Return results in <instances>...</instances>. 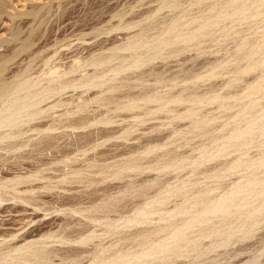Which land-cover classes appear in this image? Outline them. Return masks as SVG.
<instances>
[{"label": "bare ground", "instance_id": "1", "mask_svg": "<svg viewBox=\"0 0 264 264\" xmlns=\"http://www.w3.org/2000/svg\"><path fill=\"white\" fill-rule=\"evenodd\" d=\"M197 1L200 2L202 0H197ZM209 1L211 2L214 0H209ZM161 2H162L160 7L161 10L169 7L172 8L173 10L177 8L180 9L179 6L181 1L178 2V0H162ZM220 3L219 4L217 3V5L216 4L214 5L213 3L212 7H208L209 8V10L207 9L208 12H206L207 10L205 11L204 9L203 11H205V14H201V16L199 15V17L195 16L196 18L191 20L189 19L187 21H185L184 19L186 18V16H189L191 14L187 13L188 11L187 12L184 11L188 15L182 12L183 14L180 17L176 16L178 18H174L175 20L169 23V25L167 24L168 27L165 28L163 32H161L156 36L154 35L150 36L147 32L148 30L144 28L140 32L135 33L133 36L129 37L126 43L113 46L112 48L108 49L109 50L108 54H93L91 55V57L85 60H81V57L80 59L76 58L74 62L69 66H63V65L61 66L60 64L56 65L57 63L55 65H50L51 59L53 57H48V58L43 57L42 58L43 67L40 71L36 73V75L32 73L33 68L31 66L32 64L31 61L26 65H23L26 59L25 60L23 59L24 60L23 62L17 61L14 63L15 59L19 57V55L22 52L27 51L30 48L29 44H24L22 47L14 49L10 52L7 51L8 53L5 52L3 53L1 51L2 53H0V145L8 142L9 143L8 145L10 146L11 149H15V148L19 149L30 146V142H32L33 137L28 136V133L35 132L38 135H41V137L38 138L37 141L33 144L35 147L36 146L40 147L44 139H47L48 144L50 146H53L52 141L56 138L55 135L53 134L60 129L61 125L62 127L64 125L62 124V121H64L62 117L63 116L73 117L71 119L75 120L74 118L77 114L89 110L88 108L91 103L94 104L96 103L100 107H104L106 111L102 113L101 114L102 116L100 117L99 115L98 117H96L97 115L95 116V118L93 117V120L98 119L95 122L90 120L92 118L86 119L85 116L78 118L79 120H82L81 124L79 123V120L78 122L77 120H75V122H77L78 124L74 123V121L72 120L71 121L73 122L72 124L71 122L70 124L67 123L68 128L70 127L73 130H75L76 128H80L81 126L82 127L86 126V124L90 125L91 123H95V124L101 123L105 125L112 124L113 120L116 121L115 120L116 117L121 116V114H119L120 111L133 113L132 116L135 119L136 118L140 119L142 116L143 118L144 117L146 118V116H148L149 118H146L144 120H149L151 116L154 115L156 116L157 114L164 113L167 114V116L163 115L164 118L166 116V119L168 120L171 119L170 121L175 120L173 118H177L176 120L190 119V121L191 120L193 121L200 114L199 112L200 105L202 107L203 105H205L204 103L222 100L226 97L225 94H224L225 97L222 96L223 94L220 95L219 93H214L209 96L210 92L207 95L206 91L203 92L202 90L201 91L203 92V94L201 92H199V94L196 93L195 89H198L197 87L193 90L195 92L191 91L192 89L189 91V88L180 89L178 87L177 88L175 87L180 83L182 84L183 82L188 83L190 80L193 81L195 80L194 82H196L197 80V82H199V80L201 79L203 80V78L206 76H210V78L218 77V75L220 74L217 71L219 64L216 62L218 65L214 66L213 63H211L213 67L211 66L212 68L207 74H205L206 76L205 75L203 76L201 73L185 74L184 73L185 71L184 72L181 71L185 75H183L182 73L180 74L179 72H178L179 74L178 73L173 74L174 73L173 72L171 73V75L167 76L166 74L168 71L166 72V74L159 73V70H156L153 67L151 68V65H153L154 62L157 61L158 59L166 61L168 58H172V57L176 58L178 56L180 57V55H182L186 51H189L191 48H195V47L200 48L201 47L200 45L202 44L204 38L206 37L208 38V36L210 37L212 35L215 36L214 30L220 26L222 20L228 19L230 21L231 20L235 21V18L236 19L240 18L243 21L248 19L254 20L255 18L261 16L264 17V0H224V3H221V5ZM23 8L24 7H22L21 9ZM169 21L170 20L166 21V23H168ZM118 29L119 28H117V30ZM218 30L216 32H218ZM1 43L2 41H0V44ZM118 51L127 52L128 55L122 56V60L119 65L112 67L108 66L113 59L119 57L117 55ZM259 51L256 48H252L250 52L248 51L249 52L248 54L244 55L245 57H247L248 61L246 67L243 68L240 67L242 69L239 68L240 70L238 71L240 73H249L250 71L254 70L257 66L264 64V57L262 58L256 57V56H260ZM31 57H33L32 59L33 61L36 57H38V54L36 52L31 53L29 54V56H27V59H30ZM9 63L16 64L15 67L18 66V69L15 68L17 69L16 71L10 72L9 71L10 66H8ZM88 67H95L96 69L92 73L89 72L84 75H80L78 77L75 75L81 71H85ZM146 67H148V69L144 70L146 69ZM187 70L189 71V69ZM125 73L126 75H124ZM9 74L11 75L8 76ZM150 77L153 78V82H154L153 84L155 85L150 84L151 87L150 86L148 87L146 85H149L148 82L151 81L149 79H152ZM263 83H264V77L258 80V82L248 86L249 92L247 97H249L250 103L246 105V107L242 110V112H240V114H238L239 116L241 115V113H244V115H246L248 119V120L246 119L247 120V123L245 124L246 126L245 125L239 126L237 123L238 126L235 127L233 125L234 127H232V129L227 133V135L225 134V136L222 137L218 136L216 138L212 137L213 139L211 141L212 144L211 146L213 147L212 149H210L211 146L209 147L205 145L206 147L203 146L199 150L198 156L196 154H195L196 156L193 155L185 156V153L183 154V152L180 154V153H172L173 151L170 152L171 149L170 151H168V149H166V147L168 146L166 143H164V145H161L160 143V145L152 146L153 140L151 139L153 138L150 137L151 139L143 143V146H140V148L136 145L139 148L138 152H140V155L143 154V156H139L142 157L141 160L140 159L137 160L138 158L136 159L137 161L136 160L132 161L129 159V161L117 162L113 164L99 166L95 170H91L92 171L91 173H93L96 176L97 174L109 175L110 173L111 176L106 177L105 179L104 177L103 178L101 177V179L95 178L94 175L92 176L94 178H89V177L84 178L83 173L80 170H76L73 172L75 176L74 177L72 176L73 178H71L69 182L72 184L73 182L74 183L86 182L91 184L94 183L99 184V183H103L105 180H107V178L110 177H113L114 179L122 178V175L126 173V171L127 172L133 171L136 172L138 175L145 173L147 171L165 173V171L168 170L174 171L177 169H183L187 165L192 166V164L195 168L197 167L198 169H201L199 167H201L203 164L205 165V163L207 162H210L214 159H217L225 155H229L230 153L234 154L233 152H230L232 151L230 149H233L234 152L237 151L236 153H239L241 151L240 149H243V147L245 148L248 145L250 146L251 142L254 143L256 141V139L258 138V137L254 138V134L256 131H258V133L260 131L261 132L260 134L264 135V129H263L264 106L262 107L261 104V108L259 107V109H256L258 102H256V100L252 98V96L258 95L260 93L263 95L264 98ZM180 85L179 87H181ZM77 89H83L82 91L83 95L85 93H89L93 89H97L98 92L93 94V96L91 95L89 97L88 96L84 97L85 95L84 96L82 95L79 97V100L72 99L73 96L69 99H65V100L62 99V96L65 93H67V91L69 90L76 91ZM174 89H176V92L174 91ZM177 89L179 90L177 91ZM212 92L213 90L211 91V93ZM229 98H233V96L226 97L225 99H229ZM49 100H54V102L49 106L48 109H45L44 106L42 105L48 102ZM214 103H210V104H214ZM219 105L222 106V103L221 104L219 103ZM259 105L260 104H258V106ZM63 106H71V108L67 109L65 113L59 114L57 117H54L55 115L53 113L49 114L50 110ZM221 106L219 107L221 108ZM136 110L137 111L144 110V111L142 113H140L141 111L137 113ZM110 112L113 113L114 115L113 114H112L113 116H111V114L109 115L108 113ZM160 115L158 116L160 117ZM201 115L202 113L200 114V117ZM155 116L153 117V119L155 118ZM46 117L49 118L51 117L52 122L46 125L44 128H42L43 126L40 124L31 125L32 122ZM213 118L211 117L209 119H212V121H214ZM195 120L196 121H194L193 123L194 125H196L195 127L198 129L197 131L198 134L199 135L202 134L201 136H205L207 134L212 133L216 127L213 126L214 124H212V122L210 123L209 121H204V120L200 121L198 119ZM236 121L237 120H235L234 123ZM228 124L231 125L230 122H228ZM228 124H227V128H229ZM256 135L258 136L259 134ZM104 136L102 137L104 138ZM124 138L127 139L126 136H124ZM252 138H254L255 141L254 140L252 141L251 140ZM11 139H17V140L14 142H10ZM155 139L158 138L155 137ZM258 148L260 149V145ZM160 149H166L167 151L165 150L162 153L158 152L157 154L156 151L158 150L160 151ZM86 150L87 149H85V151ZM238 150L240 151L238 152ZM154 153H155L154 157L150 158ZM239 154L242 155L241 153ZM90 162H92L90 164L91 169H94L96 167V165L93 163L94 161L91 160ZM220 163L218 162V165ZM218 165H215L217 166L216 167L217 171H213V168L211 169L208 167H207L208 169L204 168L205 169L204 172L201 171L202 169L200 170L201 172L197 171L200 174L203 172L202 173L204 174L203 180H201V178L196 179L197 177L194 176L196 180L195 179L193 180L192 178L191 179L177 178L178 180L176 182L169 183V181L162 182V180L160 179L161 177H158L152 182L141 183V185H138L137 187L135 185H130V184H125L120 186L118 193H122L121 194L122 196H112L110 194L108 195L109 191L104 189L103 195H105V197L101 196L97 199L100 200V202H93L92 199V201H90L89 204L90 206L84 209L82 208L80 210L79 209L73 210L75 212L78 211L81 213L94 212L95 214H78V215H80V217L82 216L90 220L93 223L98 222L100 226L104 225L105 226L104 229H101L102 231L101 237L97 236L98 234L96 235L97 230L91 231L90 227H89L90 229L69 230L68 228L69 226H71L72 223L69 221L67 222L66 220L67 223L65 224L64 222L63 226H60L57 231H53V229L52 230L48 229L49 231L47 232L44 233L41 232L42 234H40L39 237L42 240H35V241L25 240L26 242L21 245H18L20 244L18 242V244L16 243L17 245L7 244L5 248L0 247V264H62L69 259H73L77 262L86 260L87 264H151L152 262H155V260L157 259H160V261L161 260L164 261L166 259H169L172 255L176 256L179 253H182L183 255H188L191 253L198 252L201 246L204 245V240L210 239L212 237H213L212 239H214V237L215 238L217 237L219 241H224V240H220V238L221 237L224 238L225 235H231L233 232L236 233L235 229L236 231L241 232V234L243 235V236L241 235L242 236L241 238L249 237L251 233L254 232L255 226H257L259 222L258 217L260 216V214L262 215L264 214V170L259 171L262 170V168H264V152H261V155L255 159L250 158V156L249 158L247 156L245 158L243 156L240 157L237 156L236 158L235 156V159L221 165L222 167ZM219 167L221 168L217 169ZM241 167L245 168L246 173L241 177L242 180H240L239 182L233 184L231 183L228 186H226L224 189L219 186L220 184L214 185L212 187L203 188L204 186H202V184L206 183L208 179L220 178L219 174L222 171H233L236 169H240ZM189 169L191 170V168ZM26 170L30 172L31 169L30 170L26 169ZM1 171L3 172L2 169ZM12 174L13 173H11V175L9 176L11 177ZM3 176L7 177L6 174H4ZM25 183H28L27 179H21V178L8 179L4 182H1L0 205L10 200H16V199H19L24 203H31L32 201H30L29 198L19 195L20 193L26 192L28 190L26 187H25L26 188L25 191H23L24 188L23 190H21L22 188L21 189L18 188L19 185ZM155 187L158 188L154 190L152 193H150L149 191ZM6 189L10 191L7 192L3 191ZM30 189L32 190V188ZM219 189H223L224 193L221 194L217 192ZM173 197L180 198V202L179 201L176 202L175 206L172 209H167L165 206H167V204L170 201H172L171 199ZM127 198H131L132 200H134V198L140 199L139 201H134L132 203L134 214H120L119 212L120 210L118 209V207H121L120 203L122 201L123 202L126 201ZM124 205L126 207L127 202H125ZM8 207L11 208V206ZM6 213H4V215ZM17 213L19 215V211ZM111 213H116V214H111ZM262 217H264V215ZM36 218L37 217H35L34 220ZM18 221L16 223H18ZM26 221H28V219ZM14 222L15 221L13 220L12 224ZM21 222L22 221L20 220L19 224ZM5 225L7 226L6 223H1L0 221V227H4ZM15 225L17 224H14V226ZM16 227L18 226H15L14 229H17ZM4 228H9V227H4ZM3 232L0 233V237L6 238L9 236L7 235L9 234L8 230L5 231V233ZM10 235H13L12 231ZM13 236L14 238L17 237V235H13ZM24 236L25 235H21V237L25 238L26 236L25 237ZM37 236L38 235H36L35 237L38 238ZM104 236H113L115 239H112L107 244H104L102 240V237ZM28 237H31V235L29 234ZM97 238L100 239L98 240L100 242L95 243L96 246L93 248L84 247L80 249L74 247L69 249H64V248L62 249L57 247H50V245L53 244L67 245L71 243L90 245V243L94 242V240ZM228 238L229 240L226 239L227 240L225 243L226 246L230 241H233L230 239V237ZM179 257L181 256L179 255Z\"/></svg>", "mask_w": 264, "mask_h": 264}, {"label": "rangeland", "instance_id": "2", "mask_svg": "<svg viewBox=\"0 0 264 264\" xmlns=\"http://www.w3.org/2000/svg\"><path fill=\"white\" fill-rule=\"evenodd\" d=\"M161 1L162 0H13V1L0 0V41H2V43L0 44V53L2 52L8 53L14 49L22 47L24 44H29L30 48L27 51L22 52L19 55V57L15 59L14 63L17 61L23 62L26 59L23 63V65H26L31 61L32 63L31 66L33 68L32 73L36 75V73L40 71L43 67L42 66L43 57L44 58L53 57L51 59L50 65H55L57 63L56 65L60 64L61 66L62 65L69 66L74 62L76 58L80 59L81 57V60H85L91 57V55L93 54H108L109 51L108 49L112 48L113 46L126 43L129 37L133 36L135 33L140 32L144 28L148 30L147 32L150 36L151 35L156 36L161 32H163L165 28L168 27L169 23L175 20L174 18H178L176 16L180 17L183 13L184 14L190 13L191 15L186 16L184 20L185 21L189 19L191 20L196 17H199V15L201 16V14H205V11L207 9L209 10L208 7H212L213 3L214 5L215 4L217 5V3L219 4L221 1H222L221 3H224V0H216V1L214 0L211 1L212 3L209 0H204L207 2H204L203 0H202L203 2L202 1L199 2L197 0H183V1L178 0V2L181 1L179 6L180 9L177 8L173 10L172 8L169 7L161 10L160 8L162 3ZM22 7L24 8L21 9ZM27 7L30 8L28 9ZM7 8H9L10 10ZM204 9L205 11H203ZM208 10L206 12H208ZM184 11L186 12L188 11V12L185 13ZM168 20L170 21L166 23V21ZM263 20L264 17L262 16L257 17L254 20L248 19L242 21V19L240 18L237 19L235 18V21L234 20L230 21L228 19L222 20L221 22L222 25L220 24V26L214 30L215 36L212 35L210 36L211 38L208 36V38L206 37L203 39V42L200 45L201 47L200 48L198 47L200 50L197 47L195 48H197L198 50L195 48H191L192 49V50L190 49L191 51L190 50L186 51L185 53L180 55V57L178 56L176 58L174 57L168 58L166 61L158 59L157 61L154 62L153 65H151V68L153 67L154 69L159 70V73L166 74V72L168 71L166 74L167 76L171 75V73L173 72H174L173 74H177L178 72L180 74L181 73L183 74L184 71L185 74L201 73L204 76L213 67L211 63H213L214 66L219 64L217 71L220 74L218 75V77L210 78V76L205 75L207 78L204 77L203 80L201 79L202 81L199 80V82H197L196 80L197 84L196 82H194L195 80L194 81L190 80L189 81L190 83L183 82L182 84L180 83L181 85L179 84L181 87H179V85L175 87V88L178 87L180 89L189 88V91L191 89H192L191 91H193L197 87L198 89H195L196 93L199 94V92H201L203 94V92L206 91L207 95L210 92L209 96L214 93H219L220 95L223 94L222 95L223 97L233 96V98L225 99L226 98L225 97L222 100L214 101L216 103L214 102L204 103L205 105L202 104L203 105L202 107L200 105L199 112L200 114L202 113V115L200 117L199 114L198 117H196L195 119H198L200 121L201 120L209 121L210 123L212 122V124H214L213 126L216 127L214 129L215 132L213 131L212 133H210L211 135L210 134H207L205 136H201L202 134L199 135L197 132L198 129L195 127L196 125H194L193 123L194 121H196L195 119L193 121L191 120L192 122L190 121V119L176 120L177 118H173L175 120L170 121L171 119L169 120L166 119L167 114L164 113L163 114L160 113L161 115L157 114L156 116L160 115V117L158 116L159 118L154 115L156 119L155 118L153 119L154 116H151L152 118L150 117L149 120H144L149 117L146 116V118L145 117L143 118L142 116L143 114H142L141 118L144 120L143 121L141 118L140 119L136 118L138 119L136 120L132 116L133 113L120 111L119 114H121V116L116 117L115 118L116 121L113 120L112 124L105 125L101 123H96V124L91 123L92 121L95 122L98 120V119L93 120V117L95 118L96 115H97L96 117H98V115L100 117L102 116L101 114L106 111L104 107H100L96 103L95 104L91 103L89 105L88 111H84L82 113L80 112L74 118L75 120H77V122L79 120L78 118L80 117L85 116L86 119L92 118L90 119L92 120L90 122L91 124L88 123L90 125L86 124V126L83 127L81 126L82 129L80 127L73 130L70 127L68 128V124H70V122L73 120L71 119L73 117L63 116L62 119L64 121H62V124L64 125L63 127L61 125L60 129L53 134L56 137V138L54 137L55 139L52 141L53 146H50L47 142V139H44L40 147L37 146L35 147L33 144L37 141L38 138L41 137V135H38L35 132L28 133V136L34 138V139L32 138L33 143L30 142V146L19 149L17 148L11 149L10 146L8 145L9 144L8 142L1 144L0 173L3 174H0V183L8 179H20V178L27 179L28 183L21 184L18 186V188L19 189L22 188L21 190H23L24 188L23 191H25L26 188L28 190L26 192L20 193L19 195L29 198L30 201H32L33 203L31 202L32 203L31 205V203H24L19 199H16V200H10L0 205V214L2 215V216L0 215V221L1 223L7 224V226L5 225L4 227H9V228L0 227V233H2L3 231H4L3 233H5V231L7 230L9 233L7 234L6 232V234L9 235L6 238L0 237V247L5 248L7 244L17 245L18 242L20 243L18 245H21L26 241L42 240L39 237L40 234L52 229L53 231H57L60 226H63L64 222L66 224L68 221L72 223L71 226H69L68 228L69 230L91 228V231L97 230L96 235L98 234L97 236L101 237L102 235L101 229H104L105 227L104 225L100 226L98 222L93 223L90 220L82 216L80 217V215H78V214H95L94 212L81 213L78 211L75 212L73 210H78V209L80 210L82 208L84 209L90 206L89 204L90 201H92V199L93 202H100V200L97 199L101 196L105 197V195H103L104 189L109 191L108 195L110 194L112 196H122L121 195L122 193H118L120 186L125 184H130V185H135L137 187L138 185H141V183L152 182L158 177H161L160 179L162 180V182L169 181V183L170 182L174 183L178 179H184V178L185 179L192 178L194 180L195 179L194 176L197 177L196 179L201 178V180H203L204 174L202 173L205 171V169L213 168V171H217L216 170L217 166L215 165H218V162L219 163L221 162L219 164L221 166L235 159V156L236 158L237 156L238 157L243 156L244 158L246 156L249 158L250 156V158L253 159L259 157L261 155V152H264V140H263L264 135L260 134L261 133L260 131L259 133L258 131H256L254 134V138L258 137L256 141L254 140V138H252L251 140L252 141L254 140L255 141L254 143L251 142L250 146L248 145L245 148L243 147V149H240L241 151L238 150V152L240 151L239 153H241L242 155L236 153L237 151L234 152L233 149H230L232 150L230 152H233L234 154L230 153L231 155L230 154L225 155L217 159H214L210 162H207L205 163V165L203 164L201 167H199L202 170L198 169L197 167L196 169L192 164V166L187 165L188 167L186 166L183 169H177L174 171L168 170L165 171V173L147 171L145 173L138 175L136 172L126 171V173L122 175V178L114 179L113 177H110L107 178V180H105L103 183H99V184L96 183L91 184L86 182H75V183L73 182L72 184L69 182V180L75 176L73 172L76 170H80L83 173L84 178L95 177L101 179V177L102 178L104 177L105 179L106 177L111 176V174L110 173L109 175L97 174L96 176L93 173H91L92 172L91 170H95L99 166H104L117 162L129 161V159L132 161L136 160L137 158H138L137 160L139 159L141 160L142 157L139 156H143V154L140 155L138 149L140 148V146H143V143H145L147 140H150L151 138H153L151 139L153 140L152 146L160 145V143L161 145H164V143H166L168 145L166 149H168V151H170L171 149L170 152L173 151L172 153L181 154L183 152V154L185 153V156H189V155L198 156L199 150L203 146L206 145L210 147L212 145L211 144V141L213 140L212 137L216 138L218 136L221 137L225 136V134L227 135V133L232 129V127L234 126L237 127L238 125L244 126L247 123L248 119L246 115H244V113H241L240 116L238 114H240V112H242V110L246 107V105L250 103V99L249 97H247L249 92L248 86L258 82V80L264 77V64L257 66L254 70L250 71L249 73H240L238 70L242 69L243 67H246L248 59L244 55L248 54L250 50H252V48H256L258 51L260 49L261 51V52L259 51L260 56H256V57H260V58L264 57V48H263L264 21ZM117 28L119 29L117 30ZM217 30L218 32H216ZM35 52L38 54V57H36L33 61H32L33 57L27 59V56H29V54ZM117 55L119 57L113 59L108 66L112 67L119 65L121 63L122 56L128 55V53L118 51ZM15 65L16 64L13 63L8 64V66H10V70H9L10 72L16 71L18 69V66L15 67ZM95 69H96L95 67H88L85 71H81L75 75L78 77L80 75H84L89 72L92 73ZM147 69L148 67H146V69L144 70ZM187 69H189V71ZM192 70L194 71V73ZM10 75L11 74H9L8 76ZM124 75H126V73ZM149 80L151 81H149L148 82L149 85L146 86L151 87V85H155L153 84L154 83L153 78ZM229 83H231L232 85ZM211 89L213 90L212 93H211L212 91ZM178 90L179 89H177V91ZM82 91L83 89H77L76 91L69 90L67 91V93H65L62 96V99L64 100L69 99L73 96L72 99L79 100V97L83 95ZM174 91L176 92V89H174ZM96 92H98V90L93 89L89 93H85L84 94L85 96L84 95L83 96L84 97L86 96L89 97L91 95L93 96V94H95ZM233 92L236 93L234 94ZM252 98L256 100L258 104H260L259 106L257 104L256 109H259V107L261 108V104L262 107L264 106L263 105L264 98L261 93L252 96ZM53 102L54 100H49L48 102L44 103L42 106H44L45 109H48ZM210 103H214V104H210ZM219 103L220 104L222 103V106L224 105L223 107L226 108H223L221 105H219ZM219 106H221V108ZM91 107L94 111L91 109ZM70 108L71 106L59 107L50 110L49 114L53 113L55 115L54 117H57L59 114L65 113L67 109ZM143 111L144 110H138V111L136 110L137 113L138 112L142 113ZM108 114L109 115L111 114V116L114 115L111 112ZM163 115H166L165 118ZM211 117L212 118L214 117L213 118L214 121H212V119H209ZM75 120H73L74 123L78 124L77 122H75ZM235 120L237 121L234 123ZM51 122H52V118L46 117L32 122L31 125L40 124L43 126L42 128H44L46 125H48ZM228 122H230L231 125H229ZM72 123L73 122H71V124ZM79 123L81 124L82 120H79ZM227 124L230 129L227 128ZM256 134H259L260 137L259 135L257 136ZM101 135L102 136L105 135L107 139L105 136L103 138ZM124 136H126L127 139H125ZM155 137L158 138L160 141L158 139H155ZM154 139L157 141H155ZM16 140L17 139H11L10 142H14ZM259 145H260V149L258 148ZM212 148L213 147L211 146L210 149ZM85 149L87 150L85 151ZM166 149H160V151L158 150L156 152L157 154L158 152L162 153ZM154 155L155 153L150 158H153ZM91 160H93L94 161L93 163L96 165L94 169H91L90 167V164L92 163L90 162ZM221 167L217 169H220ZM25 168L29 170L31 169L30 172ZM189 168H191V170ZM1 169L3 170V172L1 171ZM200 170L203 171L201 174L198 173L201 172ZM263 170L264 168H262V170L259 171H263ZM9 172L13 173L11 177L9 176L11 175V173ZM245 173L246 170L244 167L243 168L241 167L240 169H236L233 171H222L219 174L220 178L208 179L206 183L202 184V186H204L203 188H207L220 184L219 186L224 189L229 184L237 183L240 180H242L241 177ZM4 174H6L7 177L9 178L3 176ZM93 175L94 177H92ZM30 188H32V190ZM157 188L158 187L152 188V190H150L149 192L152 193ZM98 189L100 192L98 191ZM223 189H219L220 191L218 190L217 192L223 194L224 193ZM3 191L7 192L10 190L6 189ZM139 200L140 199L137 198H134V200H132L131 198H127L126 201L124 202L122 201L120 203L121 207H118V209L120 210L119 211L120 214H134L132 203L134 201H139ZM171 200H172L170 201L171 203L169 202L167 206H165L167 209H172L175 206L176 202L178 201L180 202V198H176V197H173ZM125 202H127L126 207L124 205ZM5 206L6 207L11 206V208L8 207L9 208L8 209ZM3 208L7 211V213ZM40 208H42L43 210ZM14 209L16 211V214ZM18 211H19V215L17 213ZM4 213L6 214L4 215ZM111 214H116V213H111ZM261 215L262 214H260V216ZM260 216L258 217L259 222L257 226H255L254 232H252L249 237L241 238L243 235L241 234V232H238L235 229L236 233L233 232L231 234L232 236L234 234L233 237L231 235H225V237L227 238L225 237H224L225 239L223 237L220 238V240H224L225 242L219 241L217 237H216L217 239L215 237L214 239H212L213 238L212 237L210 239L204 240V245L201 246L198 252L191 253L188 255H183L182 253H179L176 256L172 255L173 257L171 256L169 259H166L164 261L163 260L160 261V259H157L155 260L156 263L152 262L151 264L154 263L155 264H264V221H263L264 217L262 216L260 217ZM35 217L37 218L34 220ZM27 219L28 221H26ZM13 220L15 222L12 224ZM16 220L17 221L19 220L18 223H16L17 222ZM20 220L23 222V224L22 222L19 224ZM14 224H17L15 225L18 226L16 227L17 229H14L15 228ZM43 228L45 229V231ZM11 231L13 232V235H17L16 238H14L13 235H10ZM29 234L31 235V237H28ZM21 235H25L26 237L24 236L25 238H23L21 237ZM36 235H38L37 236L38 238L35 237ZM238 235L240 239L238 238ZM228 237H230V239L232 237L231 240L233 241H230L226 246L225 243L227 241L226 239L229 240ZM112 239L115 238L113 236L102 237L104 244H107ZM98 240L100 239L99 238L95 239L94 242L90 243V245L71 243L67 245L53 244L50 245V247H57L62 249L63 248L69 249L74 247L80 249L84 247L93 248L96 246L95 243L100 242ZM179 255L181 257H179ZM64 263L87 264V261L84 260L81 262H77L73 259H69Z\"/></svg>", "mask_w": 264, "mask_h": 264}]
</instances>
